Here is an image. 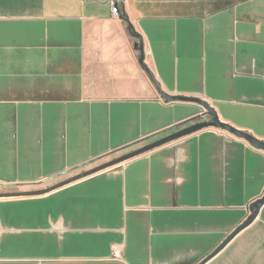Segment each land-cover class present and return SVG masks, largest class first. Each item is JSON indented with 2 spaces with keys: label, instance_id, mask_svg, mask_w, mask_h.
<instances>
[{
  "label": "crops",
  "instance_id": "0c3cea01",
  "mask_svg": "<svg viewBox=\"0 0 264 264\" xmlns=\"http://www.w3.org/2000/svg\"><path fill=\"white\" fill-rule=\"evenodd\" d=\"M119 4L116 16L109 0H0V192L49 187L202 113L161 95L142 41L163 91L264 141L261 0ZM263 195L264 149L209 127L0 197V264H197ZM207 264H264V205Z\"/></svg>",
  "mask_w": 264,
  "mask_h": 264
},
{
  "label": "water",
  "instance_id": "95a60500",
  "mask_svg": "<svg viewBox=\"0 0 264 264\" xmlns=\"http://www.w3.org/2000/svg\"><path fill=\"white\" fill-rule=\"evenodd\" d=\"M139 49L141 51V58L140 61L143 65V67L148 71V73L151 76V79L155 82V84L158 87L159 92L161 95L166 98L169 101H192L197 102L200 104L203 108V111L201 114L197 115L196 117L181 123L186 124L189 123V125L174 131L172 133H169L167 135H164L162 137H159L151 142H148L144 145H141L135 149H132L130 151H127L117 157H114L112 159H109L107 161H104L94 167H91L89 169H86L80 173H77L76 175H73L63 181H60L54 185H51L49 187L45 188H39V189H30V190H20V191H7V192H0V197H17V196H37V195H43L46 193H49L57 188H60L66 184L75 182L77 180L86 178L88 176H91L95 173H98L100 171H103L105 169H108L110 167H113L115 165L121 164L131 158H134L136 156H139L141 154H144L146 152H149L157 147H160L164 144H167L169 142L178 140L182 137H185L187 135H190L192 133L201 131L203 129L209 128V127H218L226 129L234 134H236L239 137H243L253 143L254 145L258 146L259 148L264 149V141L257 138L253 134L241 130L234 125L230 123H226L222 121L213 108V106L206 100L201 99L199 97H193V96H186V95H172L169 93H166L161 88V84L156 80L155 75L153 72L148 68V66L145 64V47L144 42L142 41L139 45ZM264 205V195L255 201H253L249 205V215L248 217L240 223L233 231H231L227 237L206 257H204L199 263L197 264H207L211 260H213L242 230H244L246 227H248L259 215V212L261 208Z\"/></svg>",
  "mask_w": 264,
  "mask_h": 264
},
{
  "label": "rangeland",
  "instance_id": "374dc122",
  "mask_svg": "<svg viewBox=\"0 0 264 264\" xmlns=\"http://www.w3.org/2000/svg\"><path fill=\"white\" fill-rule=\"evenodd\" d=\"M261 5H262V15L264 16V0H261ZM263 21H264V18H263ZM263 33H264V26H263ZM106 160H108V158H106V159H101L99 162H97V163H93L92 165H88V166H86V167H83V168H81L79 171H77L76 173H79V172H82V171H84V170H86V169H88V168H90V167H94V166H96V165H98V163H102V162H104V161H106ZM76 173H73V174H71V175H75ZM70 177V175H67V177ZM66 177V176H65ZM63 178V177H62Z\"/></svg>",
  "mask_w": 264,
  "mask_h": 264
},
{
  "label": "built area",
  "instance_id": "2783aa9c",
  "mask_svg": "<svg viewBox=\"0 0 264 264\" xmlns=\"http://www.w3.org/2000/svg\"><path fill=\"white\" fill-rule=\"evenodd\" d=\"M112 5L113 14L118 16L121 13L119 0H109Z\"/></svg>",
  "mask_w": 264,
  "mask_h": 264
},
{
  "label": "trees",
  "instance_id": "16d2710c",
  "mask_svg": "<svg viewBox=\"0 0 264 264\" xmlns=\"http://www.w3.org/2000/svg\"><path fill=\"white\" fill-rule=\"evenodd\" d=\"M131 28H132V26H131ZM133 29V28H132ZM175 127H177V126H175ZM175 127H173V128H175Z\"/></svg>",
  "mask_w": 264,
  "mask_h": 264
}]
</instances>
